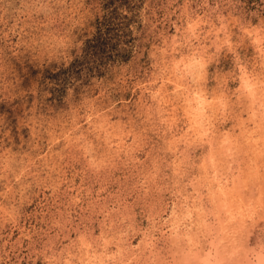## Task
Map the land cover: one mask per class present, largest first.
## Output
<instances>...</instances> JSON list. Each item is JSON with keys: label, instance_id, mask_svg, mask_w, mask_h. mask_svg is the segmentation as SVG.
I'll return each instance as SVG.
<instances>
[{"label": "clouds", "instance_id": "obj_1", "mask_svg": "<svg viewBox=\"0 0 264 264\" xmlns=\"http://www.w3.org/2000/svg\"><path fill=\"white\" fill-rule=\"evenodd\" d=\"M189 7L185 15L182 9ZM136 9L138 15L124 19L103 49L89 38L88 25L70 38L62 59L26 63L23 79L0 89V230L18 225L28 211L25 192L39 180L34 169L42 154L63 152L85 135L107 161L129 138L145 143L151 137L145 146L151 153L159 143L156 129L184 131L187 101L195 93L225 97V106L206 110L215 120L239 111L241 69L258 79L264 93V0H184L163 20L148 13L146 3ZM26 10V0H0V18ZM25 37L20 48L44 43ZM180 62L191 70L175 72ZM78 166L94 194L73 201L54 242L39 234L28 238L29 261L49 264L51 256L56 264H192L190 236L199 221L194 210L185 218L195 198L183 168L163 158L137 169L99 161ZM9 259L0 247V264Z\"/></svg>", "mask_w": 264, "mask_h": 264}, {"label": "rangeland", "instance_id": "obj_2", "mask_svg": "<svg viewBox=\"0 0 264 264\" xmlns=\"http://www.w3.org/2000/svg\"><path fill=\"white\" fill-rule=\"evenodd\" d=\"M125 3L134 12L123 7ZM145 3L148 13L163 20L184 0H176L175 4L170 0H26L23 15L7 14L0 18V89H10L22 80L26 63L62 59L70 38L88 25L89 38L95 36L97 50L103 49L112 35L124 27V19L138 15L136 5L142 9ZM15 7L20 8V3ZM182 10L185 15L191 11L190 7ZM135 29V24L129 29L133 39ZM27 33L44 43L38 49L20 48ZM191 67L190 63L180 62L173 70L187 72ZM241 73L239 111L215 120L206 115V110L212 105L225 106V97L217 95L210 99L202 91L195 93L187 101L184 131L169 127L165 135L156 129L159 143L151 153L145 151L146 144L152 143L151 137L145 143H132L129 138L122 142L123 151L107 161L97 151L95 141L85 135L69 143L63 152L42 154V161L34 169L39 180L25 192L28 211L18 225L5 224L0 230V247L8 253L9 264H40L27 259L28 238L35 241L39 234L54 242L60 234L62 215L73 201L94 194L79 163L99 161L114 169H137L149 160L159 163L161 158L184 169L195 198L185 217L190 218L194 210L199 221L198 229L190 236L192 264H207L210 256L214 264L264 261V93L258 90L257 78L243 69ZM177 134L181 139H177ZM209 136L211 139H206ZM164 148L170 151L165 154ZM12 245H16V254L10 251ZM48 259L49 264H56L53 257Z\"/></svg>", "mask_w": 264, "mask_h": 264}, {"label": "bare ground", "instance_id": "obj_3", "mask_svg": "<svg viewBox=\"0 0 264 264\" xmlns=\"http://www.w3.org/2000/svg\"><path fill=\"white\" fill-rule=\"evenodd\" d=\"M202 108V107H201ZM195 120V119H194ZM211 259L208 260L207 264H214L213 257L210 256ZM256 264H264V261L258 260Z\"/></svg>", "mask_w": 264, "mask_h": 264}]
</instances>
